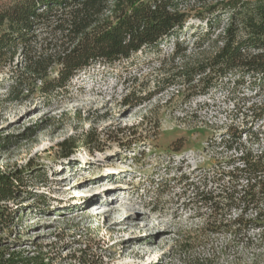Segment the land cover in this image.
<instances>
[{"label":"rangeland","instance_id":"obj_1","mask_svg":"<svg viewBox=\"0 0 264 264\" xmlns=\"http://www.w3.org/2000/svg\"><path fill=\"white\" fill-rule=\"evenodd\" d=\"M205 30L190 18L179 41L192 48ZM161 48L83 70L51 99L24 91L12 101L16 70L0 66V172L20 178L16 196L0 205L11 214L0 223V251L32 264H171L181 234L201 223L188 184L237 154L221 139L264 149L260 134L252 144L264 131L263 88L248 77L235 84L236 76L208 92L159 89L171 75L160 68L173 64L172 40ZM129 91L151 97L127 103ZM259 252L244 249L243 260Z\"/></svg>","mask_w":264,"mask_h":264},{"label":"trees","instance_id":"obj_2","mask_svg":"<svg viewBox=\"0 0 264 264\" xmlns=\"http://www.w3.org/2000/svg\"><path fill=\"white\" fill-rule=\"evenodd\" d=\"M190 18L206 26L192 48L179 41ZM169 40L173 64L165 68L162 63L160 70L171 75L157 82L159 89L162 83V90L186 85L189 91L208 92L236 76L235 84L248 77L264 89V0H13L0 5V66L16 70L12 101L24 91L51 99L81 71L97 64L114 67L139 53L159 55ZM206 44L212 52L205 51ZM192 49L199 54L190 57ZM150 95L129 91L125 101L141 105ZM257 112L264 121V103ZM259 134L264 131L252 134V144L260 143ZM234 143L222 138L220 144L237 154L219 162L213 175L188 184L189 205L201 223L181 234L171 264H264V149ZM19 181L16 173L0 172V205L16 196ZM9 221L11 214L0 206V223ZM252 248L263 252L244 261L242 250ZM33 260L0 251V264Z\"/></svg>","mask_w":264,"mask_h":264}]
</instances>
